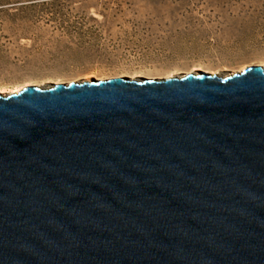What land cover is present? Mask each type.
I'll list each match as a JSON object with an SVG mask.
<instances>
[{"label": "water", "instance_id": "95a60500", "mask_svg": "<svg viewBox=\"0 0 264 264\" xmlns=\"http://www.w3.org/2000/svg\"><path fill=\"white\" fill-rule=\"evenodd\" d=\"M0 264H264V68L0 98Z\"/></svg>", "mask_w": 264, "mask_h": 264}, {"label": "rangeland", "instance_id": "374dc122", "mask_svg": "<svg viewBox=\"0 0 264 264\" xmlns=\"http://www.w3.org/2000/svg\"><path fill=\"white\" fill-rule=\"evenodd\" d=\"M45 1L0 0V36L11 41L0 39L3 93L15 84L224 77L264 68V0H67L55 19L53 9L38 5ZM60 21L79 30L63 35L53 29ZM31 23L20 37V26ZM17 57L28 66L4 64Z\"/></svg>", "mask_w": 264, "mask_h": 264}, {"label": "trees", "instance_id": "16d2710c", "mask_svg": "<svg viewBox=\"0 0 264 264\" xmlns=\"http://www.w3.org/2000/svg\"><path fill=\"white\" fill-rule=\"evenodd\" d=\"M10 1L11 0H2L1 6L17 3V2L9 3ZM66 2H68V1L67 0H51V1H48V2L47 1L42 2V3L38 4V5L42 6V7L46 6L48 8L53 9L52 12H50V16L49 17L55 19L60 14V9L62 8L61 6L66 4ZM31 5H35V4H31ZM70 24L71 25L69 26L68 24H65V22L60 21L59 23H57V27H53V29L61 32V34H63V35L67 34V33L70 34V35H73V34L77 33V30H79V28L76 27V22H72ZM32 28H33L32 23L30 25H28V26H20V33H19L20 37L21 36L25 37L27 34L30 33L29 31ZM12 38H14V37H12ZM0 39H3L5 42H9L10 41L9 37H6V36H0ZM18 40H19V37L17 38V40H15V42L18 43L19 42ZM4 64L9 65V66L10 65L18 66V68L23 69V68L28 66V60H27V57L26 58H18L17 57L13 61H10V60L4 61ZM46 65L48 66L47 63H46ZM87 67L96 68V66H95V64H93V62H88L87 63Z\"/></svg>", "mask_w": 264, "mask_h": 264}, {"label": "bare ground", "instance_id": "6f19581e", "mask_svg": "<svg viewBox=\"0 0 264 264\" xmlns=\"http://www.w3.org/2000/svg\"><path fill=\"white\" fill-rule=\"evenodd\" d=\"M92 75H96V71H92L91 73ZM194 75V74H193ZM197 76V75H196ZM85 82H88V81H85ZM78 83V82H77ZM79 83H83V82H79ZM12 89V91L8 92V93H3V88L0 86V98H5V97H8V96H11V95H14V94H17L19 93L24 87H22V85L20 84H15V85H12L10 87Z\"/></svg>", "mask_w": 264, "mask_h": 264}]
</instances>
